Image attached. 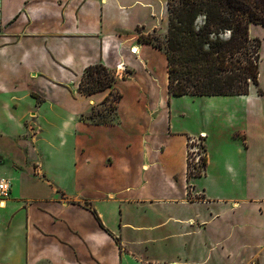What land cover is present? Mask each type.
I'll use <instances>...</instances> for the list:
<instances>
[{
    "label": "crops",
    "instance_id": "0c3cea01",
    "mask_svg": "<svg viewBox=\"0 0 264 264\" xmlns=\"http://www.w3.org/2000/svg\"><path fill=\"white\" fill-rule=\"evenodd\" d=\"M168 29V0H0V264H264L262 61L248 94L171 95L139 40ZM98 63L111 122L84 117L108 111L110 88L79 89Z\"/></svg>",
    "mask_w": 264,
    "mask_h": 264
},
{
    "label": "trees",
    "instance_id": "16d2710c",
    "mask_svg": "<svg viewBox=\"0 0 264 264\" xmlns=\"http://www.w3.org/2000/svg\"><path fill=\"white\" fill-rule=\"evenodd\" d=\"M168 7L165 41L156 40L157 31L140 33L139 40L166 51L171 95H243L259 86L262 40L251 36L250 24L264 26V0H168ZM116 80L113 70L98 63L86 68L79 89L89 95L110 88L102 103L110 113L121 98L114 94ZM107 112L93 106L84 117L114 121ZM201 157L205 169V147ZM192 166L189 161V176L195 172Z\"/></svg>",
    "mask_w": 264,
    "mask_h": 264
},
{
    "label": "rangeland",
    "instance_id": "374dc122",
    "mask_svg": "<svg viewBox=\"0 0 264 264\" xmlns=\"http://www.w3.org/2000/svg\"><path fill=\"white\" fill-rule=\"evenodd\" d=\"M255 33H257V35L258 34H263V30H261V28H258V31H255ZM258 37L261 38V40L263 42V38L260 35ZM155 38H156V40H160L162 42L165 41V38L159 32L155 33ZM261 61H262V76H263V79H264V46H263V44H262V47H261ZM261 61H260V71H261ZM114 94H117V93L114 92ZM111 110H114V108L111 107ZM107 118L108 119L114 118L113 113L112 112H110V113L107 112ZM204 147H205V145H204L203 140L201 138L195 139V140H191V141L189 140L190 162L195 164V159L197 157H199V161H200V166H196V168H194L192 166L191 169H192V171H195V172H193L194 175H191V176H195V173L202 174L203 171H204V167L202 165V157H201L203 155V153H204Z\"/></svg>",
    "mask_w": 264,
    "mask_h": 264
},
{
    "label": "built area",
    "instance_id": "2783aa9c",
    "mask_svg": "<svg viewBox=\"0 0 264 264\" xmlns=\"http://www.w3.org/2000/svg\"><path fill=\"white\" fill-rule=\"evenodd\" d=\"M118 69H122L124 72L123 76H126L127 73L125 72V67L122 64L118 65ZM201 136L204 137V135H201ZM195 139L197 138L190 139V141L195 140ZM189 161H190V155H189ZM195 164L196 166H200L199 157L195 159ZM11 188H12L11 179L6 178V177L0 178V200H3L10 195Z\"/></svg>",
    "mask_w": 264,
    "mask_h": 264
}]
</instances>
